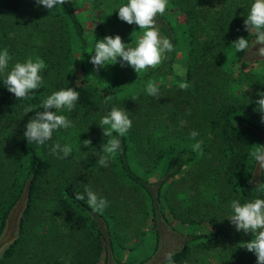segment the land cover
Wrapping results in <instances>:
<instances>
[{"label":"rangeland","instance_id":"rangeland-1","mask_svg":"<svg viewBox=\"0 0 264 264\" xmlns=\"http://www.w3.org/2000/svg\"><path fill=\"white\" fill-rule=\"evenodd\" d=\"M32 1L36 7L29 10ZM69 2L78 12L84 27L86 48L82 55L80 40L66 19L63 4L50 12L42 5L37 6L36 0L0 2V51L6 49L11 57L7 69L0 72V85L4 84L3 79L17 62L40 58L46 64L41 72L44 89L35 100L32 96L27 97L28 101H25L26 98L15 100L11 108L0 104V171H12L10 181L15 180L14 185L0 180V195L8 194L10 197L21 192L31 167V144L24 137L25 126L36 111H43L40 108L42 101L62 89L65 80L79 79L81 56L89 75L88 85L94 95H98L103 85L138 74L130 65L121 67L119 61L122 58H118L116 64L101 67L99 72L94 71V65L89 62L94 55L89 52H94L99 39L120 35L125 44H131L143 34L138 25H129L118 17V8L128 0ZM253 2L249 0L247 6L251 7ZM229 3V0H209V3L194 6L193 0H168L165 13L158 14L156 23L165 29L164 19L174 18L173 29L178 41L175 74L154 80L159 88L158 96L143 95L145 93L140 96L135 90L126 102L99 101L101 110H81L75 106L71 112L61 109L57 113L67 116L73 126L56 130L51 140L43 145L37 144L36 149L44 159V166L36 180L34 200L27 212L23 237L7 259L8 264H86V258L94 264H103L107 248H100L101 240L96 238L97 225L94 223L96 228L91 224L88 228L81 226L90 217L64 197L60 189L62 176L70 184L88 186L108 200V207L100 213L107 218L115 245L107 264H125L126 261L156 264L159 257L180 249L183 244L189 250L177 264H226L222 257L225 250L244 249L242 243L253 239L251 233L237 232L228 220L232 214L230 202L233 199L242 203L264 199V192L243 194L238 188L234 189L232 182L238 170L233 171L236 166L233 164L231 141L206 119L214 103L236 96L235 101L241 99L247 104L241 108L245 116L250 119L264 116V113L255 110V101L260 98L257 94L264 92L262 83L246 79L247 71L264 70V58L243 51L236 53L235 49L230 50L231 55L228 56L220 44L207 45L208 40L215 42V39L210 35L212 32L207 33L204 28L196 31V38L190 42L184 22L187 6L198 12L201 22L205 23L208 18L212 20L216 15L226 13ZM36 15L39 16V25L33 22ZM134 31L136 33L132 37ZM241 34L236 39L250 35V44L255 39L254 34L249 32L245 36ZM230 56L241 57L245 62ZM149 69L151 67L141 73ZM182 84H186L187 88H181ZM252 96L256 99L252 100ZM113 106L128 111L132 120V127L127 132L130 160L152 191L156 190L166 158L162 157L160 164L155 165L160 142L165 144V139H169L175 143V149L184 146L195 148L196 143L202 141L201 147L195 148L198 157L181 173L161 185L159 203L166 220H160L157 248L148 192L145 189L135 190L122 178L115 154L110 157L108 167L97 164L102 145L109 139L103 135L99 121ZM29 107L33 112L26 114L25 109ZM181 121L186 123L181 125ZM233 122L241 125L235 119ZM193 131L198 133L195 138L191 135ZM252 139L241 137L242 141L255 144ZM85 140H90L91 144L85 145ZM56 142L71 145L72 153L68 158L60 159L51 154V147ZM100 215L96 217L97 224L102 218ZM209 218L214 220L219 233L212 247L203 244L206 238H193L203 232L214 234L213 223L210 220V224L205 222ZM145 257H148L147 260L140 262ZM116 258L120 261L117 262ZM230 261L235 264L233 259Z\"/></svg>","mask_w":264,"mask_h":264},{"label":"trees","instance_id":"trees-1","mask_svg":"<svg viewBox=\"0 0 264 264\" xmlns=\"http://www.w3.org/2000/svg\"><path fill=\"white\" fill-rule=\"evenodd\" d=\"M3 0H0V2ZM194 6H198L201 4L209 3V0H193ZM231 3H229V8L226 11V13L221 14L219 16L216 15L215 19H207L205 23L201 22V17L198 14V12H195L191 9V7L187 6L185 9V24H186V30L188 32V37L190 39H195L196 31L203 30L207 33L212 32L210 35H212L215 39V42H212L211 40H208L207 45L212 44V46H215L220 44L222 47H224L225 52L224 54L228 56L230 54V50H233L232 44L234 41H236L237 36L241 33L244 34V36L247 34L244 30V20L246 19V16L248 14V11L250 10V6H247V3L249 0H229ZM243 1V3H242ZM244 5V7L242 6ZM65 11H66V19L70 21V23L73 26L74 32L78 39L80 40L81 44V55L83 54L85 48H86V40H85V34H84V27L81 23V20L78 16V12L73 8L71 5V2L69 0H66L65 4H63ZM36 7L34 2H31V7L29 10H32ZM163 17V16H160ZM39 18L38 15H36L33 18V22L36 23V25H39L40 22L37 21ZM63 18V19H62ZM62 20H65L64 17H62ZM163 19V18H162ZM174 18H167L164 19L166 21V28L161 29L160 24L157 25L160 29V34L163 37H167L170 39L174 45V50L172 52H168L165 54L164 58L162 59L161 63L155 67L151 68L148 71L144 73H140L137 75H130L127 77H124L120 80H117L113 83H108L106 85H103L98 90V95H94L93 91L89 88L88 80L89 75L87 73V70L85 68L82 56H81V62H80V77L78 80L69 78L64 81L62 89H66L69 87L75 88L76 91L80 93L79 100L76 102V107L82 109H94V110H101L103 109L98 102L104 101L107 97H111L110 100H120V101H128L130 98V95L132 94V91L137 90L138 94L141 96L142 93H145L143 95H148L145 91L146 85L148 81H153L161 78L163 76H173L175 74V68H174V61L176 57V49H177V38L174 34L173 29V20ZM158 24V23H157ZM242 35V34H241ZM239 38V37H238ZM245 39H250V35H246ZM209 43V44H208ZM230 58L235 59L240 62H245L243 58H233L230 56ZM246 75L248 76L249 82H256V83H262L263 89H264V70L263 71H247ZM254 82V83H255ZM57 83V82H56ZM44 89V86L41 85L38 89L32 90L29 93L28 97H33V100H35L36 97H38V94H40ZM264 91V90H263ZM98 97V99H97ZM237 97V96H236ZM236 97L234 99L225 98L224 100L219 101L218 103H214L212 106L211 114L207 117V122L210 124L215 125L217 130L222 133V135H225L230 141V149L232 150V156L234 157L233 164L236 166L233 171L238 170V175L242 174L240 177H236V175L233 173V175L236 177L233 180V186L234 189L238 188L241 193L248 194L249 192H258V188L256 187V184L259 182H264V169L261 171V176L258 177V175H253V171L255 168L256 161L253 157H251L250 153L254 150L256 147H260L263 145L262 140L258 133L256 132V128L263 129L264 130V123L261 122L262 118L257 119H250L249 117L245 116V114L241 111V108L247 106L245 100L239 99L236 100ZM213 99V98H212ZM256 99L255 96H252V100ZM18 101L14 94L10 93L7 90V87L4 84L0 85V104L3 106H6L7 108H11V105L14 101ZM22 100V99H21ZM109 100V101H110ZM15 101V102H16ZM25 101H28L26 98ZM38 101V100H36ZM108 101V102H109ZM107 102V103H108ZM76 114V113H75ZM233 119L237 120L241 125L237 126ZM114 136H116V133H113ZM241 137H249L253 138V144L251 141H242ZM121 141V147L122 151H119L115 154L119 170L121 172V176L124 180L129 182L131 187H133L135 190H143L145 189L146 192H148L150 199H151V217L153 219V225H155V232H156V242L155 247L159 245V226H160V220L165 222L166 217L164 212L160 208L159 198H160V188L163 183H165L169 178L181 173L184 168L189 165L192 161H194L198 156V152L194 147L191 146H184L180 148H175V143L171 142V140L165 139V144L160 142L159 148H157L156 156L158 157L156 159V166L160 164L161 158L166 157L162 166H161V177L158 180V184L156 186V190L152 191L148 188V183L145 181V179L141 176L139 171L134 167V165L131 163L130 160V143H129V137L126 133L123 137H118ZM234 147V148H233ZM37 144L33 143L29 146V157H30V163L31 167L27 172V178L30 176L31 183L29 187V195H28V206L26 210L24 211V214L21 219L20 223V232L17 237V239L10 244L0 255V264H8L7 259L15 252V248L17 247V244L21 241L24 231H25V219L27 216V212L30 210L33 200H34V191L36 189V180L41 173V170L43 168L44 159L40 153L37 152ZM12 174V171L3 172L0 171V180L3 183L8 184L9 182L13 185L15 184V180L11 182L10 175ZM254 177V179H252ZM15 178V177H14ZM25 179V181H26ZM61 180V192H63L64 197L70 201L71 205L75 206L77 209H80L82 213L85 215H88V220L84 221V223L81 225L82 227H90V224L95 227V224L97 225V240H101L100 248L106 247L107 248V242L104 235V231L102 230L101 226L97 224L96 217L99 216L100 213L92 211L91 208H89L85 201H77L75 200L74 193H83L84 192V186L82 187H76L73 184H70L65 180V177H60ZM24 181V184H25ZM255 181V182H253ZM9 183V184H10ZM24 184L22 186H24ZM232 186V187H233ZM23 189V188H22ZM22 191V190H21ZM261 193V191H259ZM21 193V192H20ZM19 193V194H20ZM19 194L16 196H8V194H1L0 195V231L3 227L6 215L14 203V201L18 198ZM78 212V211H77ZM102 219L105 222V225L107 227L108 231V237L110 241L111 250L113 251V248H115V245L112 241L111 233L108 228V221L105 215H100ZM213 223L214 231L209 233H198L193 236V238H206L204 240V245L208 247H212L214 245L215 237L219 234L217 232V225H215L214 220L207 219L205 222L207 224ZM83 220L79 223H82ZM78 223V224H79ZM95 223V224H94ZM167 223V222H166ZM198 224V221L196 222ZM80 226V227H81ZM88 228V227H87ZM96 228V227H95ZM216 229V230H215ZM218 233V234H217ZM106 242V243H105ZM245 249V248H244ZM244 249L241 250H235L231 249L230 251H224L223 258L225 259L226 264H231L230 259L234 260L235 264H257V257L253 252H249ZM189 250V247L186 244H183V246L175 250L172 253L173 260L175 264L185 256L186 252ZM244 253L246 255H244ZM253 254V255H252ZM149 257V256H148ZM148 257L140 259V262H145ZM117 262L120 260L117 259ZM86 264H94L88 258H86ZM109 262V256H108V249L104 256V262L103 264H107ZM125 264H132L131 261L124 262ZM161 264H165V259L162 261Z\"/></svg>","mask_w":264,"mask_h":264},{"label":"clouds","instance_id":"clouds-1","mask_svg":"<svg viewBox=\"0 0 264 264\" xmlns=\"http://www.w3.org/2000/svg\"><path fill=\"white\" fill-rule=\"evenodd\" d=\"M65 2L66 0H36L37 6L42 5L50 12ZM167 6L168 0H128L126 4L121 5L118 8L119 19L129 25H138L143 34L138 39L132 40L131 44H125L120 35H115V37L109 35L99 39L95 43L94 52H89L94 53L89 61L94 65V71L99 72L101 67L116 64L118 58H122L119 61L121 67L130 65L138 74L149 67H157L165 54L174 50L172 41L161 36L156 23L158 14L163 15ZM244 30L251 35L254 34L253 43L255 46H260L253 51L255 56L264 58V0H254L251 4L244 20ZM135 33L136 31L132 33V37ZM232 47L236 53L246 52L250 49V43L248 39L241 36L233 42ZM10 59L6 49L0 51V72L7 69ZM45 67V61L40 58L35 60L28 58L25 62H17L3 79V83L17 100L25 99L29 96L30 91L36 90L42 85L41 72ZM181 88L186 89L187 85L182 84ZM145 91L151 96L159 95V88L153 81L147 82ZM257 95L260 98L255 101L257 104L255 110L264 113V92H259ZM79 96L80 93L75 88L69 87L55 91L44 99L40 107L43 111H36L25 126L24 137L28 143L43 145L52 139L54 131L72 127L73 122L67 116L57 113L61 109H66L68 112L74 110ZM110 99L111 97H107L105 103ZM52 109L56 111H52ZM25 112L26 114L31 113L33 109L26 108ZM261 122L264 123V116H262ZM185 123V121H181V125ZM99 125L103 129V135L109 139L106 144L102 145V154L98 156L97 164L108 167L110 157L122 151L121 141L118 137H123L131 129L132 120L125 108L113 106L100 119ZM113 133L117 135L114 136ZM191 135L195 138L198 133L193 131ZM84 143L88 145L91 144V141L85 140ZM201 144L202 141L196 143L195 148L199 149ZM50 151L51 154L64 159L71 155L72 147L56 142ZM250 155L258 162L260 168L264 169V145L254 148ZM256 187L259 191L264 192V182L257 183ZM74 197L77 201L86 200L87 206L98 213H102L109 205L106 198L99 196L88 186H85L83 193H74ZM230 207L232 214L228 220L235 226L236 231L253 234V239L242 243L243 247L256 255L257 264H264V199L256 198L243 203L239 199H233L230 202ZM165 264H175L172 253L165 254Z\"/></svg>","mask_w":264,"mask_h":264},{"label":"water","instance_id":"water-1","mask_svg":"<svg viewBox=\"0 0 264 264\" xmlns=\"http://www.w3.org/2000/svg\"><path fill=\"white\" fill-rule=\"evenodd\" d=\"M255 130L260 136L262 143L264 145V130L259 128H256ZM261 171L262 169L260 168L258 162L256 161L253 175L257 174L258 177H260ZM31 178L32 177L30 176L29 178L26 179L21 193L19 194L18 198L14 201V203L12 204L6 215L3 227L0 231V255L10 244H12L17 239L19 235L21 219L24 214V211L28 206V195H29ZM100 219H101L100 223L98 224L101 226L102 230L104 231V235L107 242L108 256L110 259L111 246L108 237V231L104 220L102 218ZM164 259L165 257H159L157 259L156 264H161ZM113 263L116 264L115 262Z\"/></svg>","mask_w":264,"mask_h":264},{"label":"flooded vegetation","instance_id":"flooded-vegetation-1","mask_svg":"<svg viewBox=\"0 0 264 264\" xmlns=\"http://www.w3.org/2000/svg\"><path fill=\"white\" fill-rule=\"evenodd\" d=\"M254 40L251 42L250 44V49L246 51V53H250V54H254L253 51L257 50L260 46L259 45H254ZM252 56H255V55H252ZM170 253H173V251H171ZM110 264H114V263H110Z\"/></svg>","mask_w":264,"mask_h":264}]
</instances>
